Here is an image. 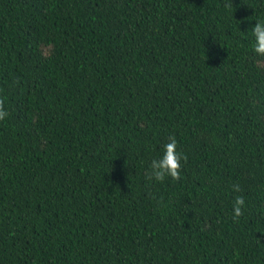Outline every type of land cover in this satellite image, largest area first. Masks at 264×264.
<instances>
[{
    "label": "trees",
    "instance_id": "obj_1",
    "mask_svg": "<svg viewBox=\"0 0 264 264\" xmlns=\"http://www.w3.org/2000/svg\"><path fill=\"white\" fill-rule=\"evenodd\" d=\"M0 264H264V0H0Z\"/></svg>",
    "mask_w": 264,
    "mask_h": 264
}]
</instances>
